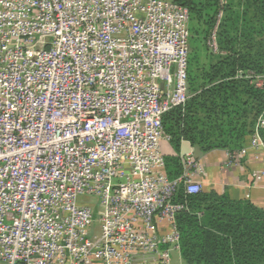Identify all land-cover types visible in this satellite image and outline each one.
<instances>
[{
    "label": "built area",
    "instance_id": "2783aa9c",
    "mask_svg": "<svg viewBox=\"0 0 264 264\" xmlns=\"http://www.w3.org/2000/svg\"><path fill=\"white\" fill-rule=\"evenodd\" d=\"M189 20L180 0H0V264H172L177 191L203 190L197 157L170 179L161 151L164 114L189 98ZM263 132L264 111L225 150L261 163L254 181Z\"/></svg>",
    "mask_w": 264,
    "mask_h": 264
},
{
    "label": "trees",
    "instance_id": "16d2710c",
    "mask_svg": "<svg viewBox=\"0 0 264 264\" xmlns=\"http://www.w3.org/2000/svg\"><path fill=\"white\" fill-rule=\"evenodd\" d=\"M180 2L190 13L189 98L162 118L176 152L165 155L170 179L182 174L183 140L202 153L236 151L248 143L264 111V88L236 77L238 69L264 75V0ZM220 10L219 52L213 53L207 42ZM176 200L188 208L176 217L186 264H264V209L214 190L188 194L183 185Z\"/></svg>",
    "mask_w": 264,
    "mask_h": 264
},
{
    "label": "crops",
    "instance_id": "0c3cea01",
    "mask_svg": "<svg viewBox=\"0 0 264 264\" xmlns=\"http://www.w3.org/2000/svg\"><path fill=\"white\" fill-rule=\"evenodd\" d=\"M190 153L200 160L203 172L199 175V180L203 184L204 191L214 190L219 194H228L232 199L248 200L264 209V179L254 181L251 178L252 170L259 168L260 162L254 161L252 156H249L246 160L243 159L239 166H228L225 150L216 149L202 153L189 141L183 140L180 157ZM164 155H176V152L172 147L171 152ZM181 261L180 264H186L183 259Z\"/></svg>",
    "mask_w": 264,
    "mask_h": 264
},
{
    "label": "rangeland",
    "instance_id": "374dc122",
    "mask_svg": "<svg viewBox=\"0 0 264 264\" xmlns=\"http://www.w3.org/2000/svg\"><path fill=\"white\" fill-rule=\"evenodd\" d=\"M224 3L222 5H224L226 3V0H223ZM209 40V39H208ZM208 44V42H207ZM209 47V45H207ZM210 50L215 53L211 48ZM206 60V59H205ZM203 58V61H205ZM172 150L171 144L168 140H163L162 141V146H161V151L163 154H169ZM80 202H86L89 203L90 205L95 207V219L97 220L95 223L96 229L99 227V223H98V219L100 218V206H99V200L97 197L95 196H91V197H80ZM172 264H180L182 263V258L179 254L178 251H174L172 253Z\"/></svg>",
    "mask_w": 264,
    "mask_h": 264
}]
</instances>
